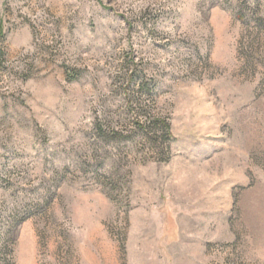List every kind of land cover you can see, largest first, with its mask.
I'll return each instance as SVG.
<instances>
[{
	"label": "rangeland",
	"instance_id": "1",
	"mask_svg": "<svg viewBox=\"0 0 264 264\" xmlns=\"http://www.w3.org/2000/svg\"><path fill=\"white\" fill-rule=\"evenodd\" d=\"M0 264H264V0H0Z\"/></svg>",
	"mask_w": 264,
	"mask_h": 264
},
{
	"label": "trees",
	"instance_id": "2",
	"mask_svg": "<svg viewBox=\"0 0 264 264\" xmlns=\"http://www.w3.org/2000/svg\"><path fill=\"white\" fill-rule=\"evenodd\" d=\"M162 123V125L166 128V129H168L169 128V125H168V123H166L165 121H162L161 122Z\"/></svg>",
	"mask_w": 264,
	"mask_h": 264
}]
</instances>
